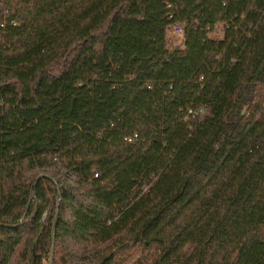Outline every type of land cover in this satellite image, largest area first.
Returning a JSON list of instances; mask_svg holds the SVG:
<instances>
[{
    "label": "trees",
    "instance_id": "obj_1",
    "mask_svg": "<svg viewBox=\"0 0 264 264\" xmlns=\"http://www.w3.org/2000/svg\"><path fill=\"white\" fill-rule=\"evenodd\" d=\"M50 249L264 264V0H0V264Z\"/></svg>",
    "mask_w": 264,
    "mask_h": 264
},
{
    "label": "rangeland",
    "instance_id": "obj_2",
    "mask_svg": "<svg viewBox=\"0 0 264 264\" xmlns=\"http://www.w3.org/2000/svg\"><path fill=\"white\" fill-rule=\"evenodd\" d=\"M210 35H211V37L219 38L221 36V25H217L215 30ZM166 38H167L168 45L170 47L173 48L174 46H176L178 44L179 39L176 36H173L171 33L167 32ZM260 93H261L260 90H258L257 93H254V100L260 98V96H261ZM133 256L134 255H132V254L128 256L129 259H128L127 263H129V260H131ZM52 259L53 258L51 257V261H52ZM51 261L49 264H51ZM43 264H48L47 255H46V258L43 260Z\"/></svg>",
    "mask_w": 264,
    "mask_h": 264
},
{
    "label": "built area",
    "instance_id": "obj_3",
    "mask_svg": "<svg viewBox=\"0 0 264 264\" xmlns=\"http://www.w3.org/2000/svg\"><path fill=\"white\" fill-rule=\"evenodd\" d=\"M168 32L171 33L173 36H176L179 39L178 44L176 45L177 48L180 51L184 50L182 26L178 23H175V24L171 25ZM196 112L197 113L201 112V109H197ZM127 140L130 141V138H127Z\"/></svg>",
    "mask_w": 264,
    "mask_h": 264
},
{
    "label": "water",
    "instance_id": "obj_4",
    "mask_svg": "<svg viewBox=\"0 0 264 264\" xmlns=\"http://www.w3.org/2000/svg\"><path fill=\"white\" fill-rule=\"evenodd\" d=\"M51 255H52V252H51V249H50L49 254H48V264H49L50 261H51Z\"/></svg>",
    "mask_w": 264,
    "mask_h": 264
}]
</instances>
